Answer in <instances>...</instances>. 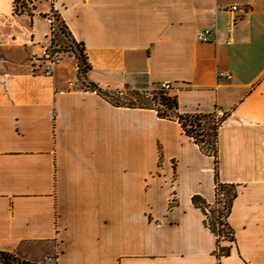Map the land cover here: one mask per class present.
I'll use <instances>...</instances> for the list:
<instances>
[{
    "label": "crops",
    "instance_id": "1",
    "mask_svg": "<svg viewBox=\"0 0 264 264\" xmlns=\"http://www.w3.org/2000/svg\"><path fill=\"white\" fill-rule=\"evenodd\" d=\"M26 4L15 14L0 0V250L36 264H264V0ZM52 12L107 96L78 80L74 57L50 76L32 68ZM163 82L178 113L226 114L216 174L236 189L228 255L216 257L192 202L214 200L213 157L175 118L132 102Z\"/></svg>",
    "mask_w": 264,
    "mask_h": 264
},
{
    "label": "trees",
    "instance_id": "2",
    "mask_svg": "<svg viewBox=\"0 0 264 264\" xmlns=\"http://www.w3.org/2000/svg\"><path fill=\"white\" fill-rule=\"evenodd\" d=\"M27 0H13V13L20 14L28 11ZM48 42L57 62L61 60L62 53H70L77 62V78L85 87L96 90L98 93L107 96L97 85L87 79L86 73L90 69L87 55L82 43L77 42L72 36L66 23L59 15L52 12L49 17ZM157 96H152L149 102L137 103L140 106L153 108L156 114L162 118H175L184 133L189 136L199 149L213 157L215 169L214 200L212 203L205 202L198 195L192 197V202L204 213V223L216 236L217 258L229 254L230 247L234 244V233L227 221L232 200L236 195L233 184L222 183L217 178V130L226 114L217 116L216 112L210 113H178L177 100L174 95L168 94L160 88ZM147 93V92H146ZM140 94L138 93V97ZM221 240H226L230 245H220ZM0 264H36L20 258L13 252L0 250Z\"/></svg>",
    "mask_w": 264,
    "mask_h": 264
},
{
    "label": "built area",
    "instance_id": "3",
    "mask_svg": "<svg viewBox=\"0 0 264 264\" xmlns=\"http://www.w3.org/2000/svg\"><path fill=\"white\" fill-rule=\"evenodd\" d=\"M230 11H236L238 10L237 5H230L229 6ZM49 22L52 20L49 19ZM211 33V30L209 28H204L197 34V39L202 42H207L209 40V35ZM57 63V57L56 54H54L50 48L49 42L45 45L43 49V53L41 57H34L32 68L33 69H39L41 70L43 75L50 76L53 73V69L55 64ZM170 83L169 82H163L161 83L158 88L168 91L170 89ZM47 260H50L51 257H46Z\"/></svg>",
    "mask_w": 264,
    "mask_h": 264
},
{
    "label": "rangeland",
    "instance_id": "4",
    "mask_svg": "<svg viewBox=\"0 0 264 264\" xmlns=\"http://www.w3.org/2000/svg\"><path fill=\"white\" fill-rule=\"evenodd\" d=\"M73 57L70 53H62L61 54V60L64 58H71ZM159 94V89L158 87H154L151 90L147 91V93H140V96L135 98L134 101L135 103H140L143 101L149 102L152 96H157Z\"/></svg>",
    "mask_w": 264,
    "mask_h": 264
}]
</instances>
